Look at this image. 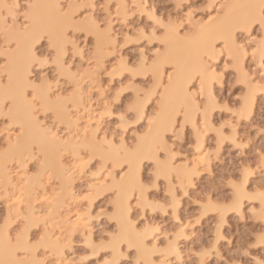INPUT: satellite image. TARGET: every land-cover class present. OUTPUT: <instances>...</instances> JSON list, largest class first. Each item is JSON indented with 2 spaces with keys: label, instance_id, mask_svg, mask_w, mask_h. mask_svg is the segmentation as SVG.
<instances>
[{
  "label": "snow or ice",
  "instance_id": "1",
  "mask_svg": "<svg viewBox=\"0 0 264 264\" xmlns=\"http://www.w3.org/2000/svg\"><path fill=\"white\" fill-rule=\"evenodd\" d=\"M0 264H264V0H0Z\"/></svg>",
  "mask_w": 264,
  "mask_h": 264
}]
</instances>
